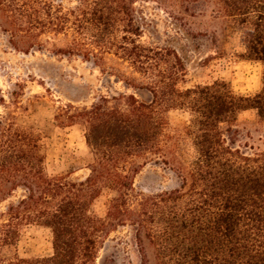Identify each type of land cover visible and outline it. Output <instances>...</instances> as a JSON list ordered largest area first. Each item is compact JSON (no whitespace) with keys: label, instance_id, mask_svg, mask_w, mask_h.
I'll return each instance as SVG.
<instances>
[{"label":"trees","instance_id":"1","mask_svg":"<svg viewBox=\"0 0 264 264\" xmlns=\"http://www.w3.org/2000/svg\"><path fill=\"white\" fill-rule=\"evenodd\" d=\"M153 1L176 3L173 19L182 25L198 2ZM134 4L76 0L64 8L52 0H0V33L13 50L28 55L51 45L55 55L95 64L116 59L144 81L124 80L126 85L151 97L147 103L132 94L100 97L88 109L69 105L72 114L55 116L61 125L84 126L91 162L81 182L46 176L41 135L13 115L1 117L0 203L23 193L0 213V264H98L104 238L126 225L135 227L141 264H264V152L247 153L232 139L240 112L255 110L264 122V0L214 2L239 33L243 58L262 65L261 89L253 97L236 95L224 81L183 87L179 55L140 42ZM170 111L188 115L179 133L170 132ZM183 147L192 153L189 161L182 159ZM148 163L170 169L178 186L133 196V177ZM103 189L111 197L105 215L97 217L89 209ZM28 224L50 231L49 257L4 254Z\"/></svg>","mask_w":264,"mask_h":264},{"label":"rangeland","instance_id":"2","mask_svg":"<svg viewBox=\"0 0 264 264\" xmlns=\"http://www.w3.org/2000/svg\"><path fill=\"white\" fill-rule=\"evenodd\" d=\"M64 8L76 5V0H52ZM215 0H198L190 5L194 17L182 25L176 21L173 10L176 3L159 5L153 0H135L140 42L174 50L185 65L183 87L207 85L224 81L232 91L242 97H253L261 89L262 65L243 58L244 48L239 33L230 22L220 17ZM57 46H64L59 41ZM51 45L42 51L24 54L13 50L7 36L0 33V119L8 114L24 127L32 128L42 137L44 171L48 177H65L67 181L81 182L89 174L91 153L84 139V126L80 122L61 125L56 115L65 117L76 109H88L100 97L132 94L137 100L149 102L150 94L127 86L124 80L144 84L138 75L116 59L106 57L95 64L78 56L55 55ZM170 132L179 133L188 120L181 111L168 114ZM235 147L247 153L264 152V122L255 110L238 114L233 125ZM192 153L183 147L182 159L189 161ZM179 180L168 168L148 163L133 177V196L151 195L172 190ZM17 190L0 203V213L22 196ZM111 192L103 189L89 209L91 215L103 217ZM134 209L137 201L129 203ZM3 221V219H1ZM134 228L118 227L104 238L97 263L141 264L138 246L133 240ZM7 256L26 259L49 257L52 254V236L47 228L35 224L24 225L17 242L7 247Z\"/></svg>","mask_w":264,"mask_h":264}]
</instances>
